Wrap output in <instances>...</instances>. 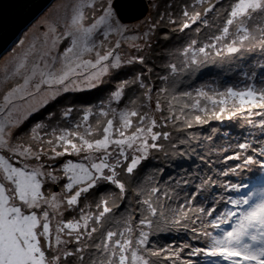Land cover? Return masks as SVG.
<instances>
[{
    "label": "snow or ice",
    "instance_id": "6c2138e0",
    "mask_svg": "<svg viewBox=\"0 0 264 264\" xmlns=\"http://www.w3.org/2000/svg\"><path fill=\"white\" fill-rule=\"evenodd\" d=\"M198 2L203 3L204 0ZM219 2H210L204 9V15L213 11ZM225 13L219 35H213L208 43L200 46H197L198 41L192 40L183 50L186 62L179 68L177 64H171L172 72L190 74L196 71L209 60L211 50H216V56L223 54L219 46L225 41L224 48L228 54L236 55L255 48L264 51V23H252L257 17L264 20V0H231ZM183 17L186 20L181 30L190 28L197 21L205 25L208 23L201 19L199 11H193L190 15L185 10ZM83 18V13L79 11L72 16L74 32L69 31L65 35L75 36V39L61 54L60 67H55L56 57H52L50 65H45L47 71L40 72L41 82L64 84L74 75H83L88 68L107 72L109 61L113 67L121 66V57L117 53L121 47L119 40L104 54H101L95 42L89 43L95 32L115 24L110 5L103 7L102 14L88 27L83 25ZM111 32L123 34L119 26L103 32L100 47L105 45ZM85 53H93L95 60L83 59ZM136 62L143 63V57L127 61L128 64ZM23 68L21 64L17 73ZM92 75L96 78L95 73ZM255 76V73L249 76L248 82L241 87L230 86L223 90L197 88L194 92H183L180 94L184 100L182 104L177 96H172V101L176 103H168V115L162 116L160 123L166 126L170 121L182 122L186 128H192L194 124L203 125L213 119L231 120L240 115L259 117L258 123L252 119L247 122L264 128V65H261L260 79ZM29 79L24 80L25 85ZM164 79L167 80V77ZM129 84H139L145 90L144 101L153 102L152 89L143 83L140 76L123 82L112 93L111 99L119 103L124 88ZM16 90L9 92L4 97L5 105L0 106V113H4V119L0 120V264H70V258L80 264H162V261L165 264H193L192 260L181 258L185 249H188L187 256H202L206 264H264V176L260 177L259 185L252 187L245 182L225 184L223 188L226 194L207 208L192 205L206 186L215 185L211 177L201 180L178 208H165V199H174L171 189L152 186L141 189L146 198L140 199L138 196L135 210L126 208L128 215L120 219L113 213L121 205L108 195L95 204L97 211L84 213L78 220L65 221L64 210L77 206L82 195L86 198V194L101 182L115 185L118 198L123 203L126 181L118 178V169L129 176L136 173L151 149L163 148L157 141L169 139L171 133L156 131L157 119L148 111L142 112L140 109L144 105H137V100L132 99L119 111L111 108V105L109 110L101 107L98 113L88 109L79 122L68 128H53L41 134L45 125L37 124L30 136L36 142L35 146L31 143H13L12 132L18 126V121L11 119L12 109L9 105L12 103L10 97ZM167 92V88H162L157 95ZM154 104L157 112L164 111L159 99ZM71 111L67 110L64 116H70ZM97 115L104 119L89 123V118ZM94 135L99 138H93ZM44 145L50 147L46 149ZM237 147L242 151L226 158L241 161L230 169L231 172L248 169L249 165H258L264 170V147L254 148L249 142L240 143ZM57 148L61 150L57 151ZM129 149L131 153L127 151ZM248 150L255 155H244L243 152ZM82 152L86 155L80 161L74 163L69 160L59 168L63 173L60 176L55 175L54 170H48L51 166L46 168L42 161V157L49 160L65 155L80 157ZM223 174L227 176L229 173ZM61 181H64L63 187L58 191L46 188L47 184L58 186ZM183 183L188 184L189 181L185 179ZM81 211L83 213V209ZM166 213L175 217L170 221L173 226L187 229L191 232L189 240L200 242L203 246L193 247L186 243L153 248L150 237L159 229L153 217L168 220ZM189 224L192 227L189 228ZM95 233H99L100 238L93 244H83L75 251L68 250L67 245L73 241L80 245L85 237L91 239ZM86 250L89 252L87 258Z\"/></svg>",
    "mask_w": 264,
    "mask_h": 264
},
{
    "label": "trees",
    "instance_id": "16d2710c",
    "mask_svg": "<svg viewBox=\"0 0 264 264\" xmlns=\"http://www.w3.org/2000/svg\"><path fill=\"white\" fill-rule=\"evenodd\" d=\"M160 1L162 4L171 3L169 0ZM171 1L178 2V4L182 3L183 8L188 6L189 9L195 11L193 9V6H195L193 0ZM212 1L213 0H207L203 7H207L209 2ZM222 1L223 5L219 3L214 12H209L211 18L214 19V16L216 17L218 12L220 17H223L226 14L225 9L228 8V4L231 3V0ZM166 6L167 5H164L162 9L164 14H159L163 24L167 22L170 23L169 21L172 17L176 18L179 16L178 13H175V16H172L173 13L170 12L173 10H168ZM202 9V11H204L205 8ZM175 12H177V10ZM220 19L223 20L222 18ZM259 20H261V18L257 17L252 23L259 22ZM221 23L213 26L214 35H219V29L223 26L222 21ZM261 23H264V21ZM182 24L183 23L179 22L175 26L177 29L174 33L170 32V29L166 27L164 35L169 36L167 39H163L162 36L164 35L161 36L160 34H156V40L147 52H144L142 55L143 63L136 62L137 64H133L132 67L127 69L128 72L125 73H123V69L117 70V72L110 75V82L105 80V83L86 90L78 97H75L76 94L71 92L66 94V96H74V98H72V101L75 100L74 110L92 104L98 108L96 105L97 100L102 97L101 101L104 100L113 91V87H115L114 85H116L118 81H131L137 76L141 77V80L146 86L152 87L151 95L154 97V100H160L162 108L164 109V111L161 112V116L168 115V103L172 101V96H177L180 103V100H183L180 97L181 93L186 91L194 92L197 88H202V86L207 83V78H209V76L215 77V80L211 83L212 86L206 89L213 90H223L230 86L241 87L248 82L249 76L253 73L256 74V79H260L258 74L260 73L261 65H264V51L259 48L236 55L224 52L221 56H216V50L213 49L211 50L212 55L209 60L201 65L196 71H193L190 74L187 72H172L170 70L171 64L175 63L179 68L184 62H186L183 58V50L192 40L198 41L197 46L208 43L207 41H204L206 39L204 38L206 30L204 28L205 25L199 29V26L202 25L201 21L192 24L190 28L181 30ZM209 26H211V24H209ZM161 29L163 30L162 25H160V31ZM197 29H199V31H197ZM165 43L167 45L173 43L172 45L176 47L173 49L167 48ZM224 44L225 43H222L219 46L221 50L224 47ZM257 51L260 52L256 56L253 53ZM243 58L253 59L257 64ZM235 61L239 64L238 68L234 67V69L227 70L226 65L234 63ZM227 72H229V74ZM246 72L248 75H245ZM195 73H198L197 76H199V80L196 81L193 79L192 81L185 82L184 79L196 77ZM238 73L240 74L237 76ZM164 77H167V80H165ZM133 85L135 84H130L125 87V94L121 100V103L125 104V106L128 104L129 100H137V98L139 99L141 96L142 92L130 96L131 87L134 89L140 88L139 84H136L137 86ZM162 88H167L168 92L164 95L158 96L157 93ZM66 96L60 97L53 103H50L45 111L54 112L57 108L56 106L51 105L54 103L61 102L64 106L67 102H62V99H67ZM143 96L144 93H142L140 102L144 105L142 111H146L147 102L144 101ZM172 102L176 103L175 101ZM244 117L245 116L238 115L231 120L227 118L223 120L213 119L203 125L194 124L192 128H186L182 122L173 123L170 121L166 126L163 125V128H160V131L171 133L169 139H161L157 142L162 144L163 148L160 150L151 149L152 154H150V157L142 162L136 173L133 175L129 176L124 172L121 173L122 170L119 173L118 178L126 181L127 191L123 203L119 198L116 201L121 207L116 209L115 212L118 211L121 212V214L123 213L122 217L127 216L128 213L125 209L132 208L134 211L138 196L140 199L146 198L145 192L141 191V189L146 190L152 186L171 189L174 199H165V208L169 206L171 208H178L179 205L184 202L185 197L192 194L193 188L198 186L201 180L206 177H211L212 180L216 182L215 185L209 184L206 186L200 194L196 196L192 205L193 207L207 208L214 200H217L220 196L226 194L223 186L227 183L245 182L248 183L250 187L253 185H259L261 183L260 177L264 176V170L260 169L258 165H249L248 169H238L233 173L230 169L236 167L241 161L226 159L227 157L223 155L227 153V156L229 157L237 151H242L237 149V145L244 143V138L246 136L243 127L246 126L247 122ZM160 118L161 117L159 116V120ZM262 130H264V128L253 130L249 135L247 142L257 145V141H259V138L261 137L260 134L264 133ZM255 137H257V139H255ZM261 140L262 141L259 143L264 145V137H261ZM243 154L255 155L251 150L243 152ZM225 172H228L229 174L225 176L223 174ZM197 177L200 179H197ZM185 179L189 181L188 184L183 183ZM177 180L180 181L179 184L176 183ZM107 185L109 186L110 184L108 183ZM100 193V191L97 192L96 190L93 196L90 197V201H95L93 203L94 206L99 202L101 197H107L109 194L108 192L104 194ZM232 195H235V193H232ZM111 196L114 199L115 194ZM141 207H143V205H141ZM166 215L169 216L168 220H158L153 217V220L157 221L159 224V229L150 237L152 247L156 248L158 245L160 247H167L169 245H182L186 243L192 244L193 247L203 246L200 242L189 240L191 232L180 226H173L170 221L174 220L175 217L170 216L168 213H166ZM188 227L190 228L192 225L189 224ZM85 243H89V241H85ZM187 251L188 249H185L184 252L181 253V258L183 260H192L193 264H206L204 257L187 256ZM85 252L86 254L89 253L88 251ZM78 262L79 261L74 258H70V264H79ZM162 264H165V262L163 263L162 261Z\"/></svg>",
    "mask_w": 264,
    "mask_h": 264
},
{
    "label": "rangeland",
    "instance_id": "374dc122",
    "mask_svg": "<svg viewBox=\"0 0 264 264\" xmlns=\"http://www.w3.org/2000/svg\"><path fill=\"white\" fill-rule=\"evenodd\" d=\"M169 1L172 3V6L171 3L162 4L160 0H148L149 8L143 16L132 22H122L119 20L117 13L112 6L113 0H94V5H93V0H54L50 4V6L46 8L38 18H36L25 30H23L20 33V35L17 37L14 43L0 57V106L5 105L6 103L4 97L8 95L9 92H12L13 89H17L10 97L12 103L11 105H9V107L12 109L11 119H13L14 121H18V126L15 127L12 132L13 143H23V144L31 143L35 146L36 142L31 140L30 136L32 133V129L37 124L45 125V128L41 129V134H43L44 132H50L51 129L53 128L60 129V128L70 127L72 124L79 122L80 118L88 109H92L93 113H98L101 107H103L105 110H109V105H111V108H114L117 111L123 109L125 107V104L121 103L122 99L120 100L119 103H116L111 99L112 93L115 92L117 88L123 83L121 81H118L116 85H114L115 87L110 86L113 87L114 89L104 100L101 101L103 97L97 100L96 105L98 108H96V106L92 104L89 106L85 105L81 108H77L76 110H74L75 100L72 101V98H74V96L71 95L66 96V94L71 92L73 94H76L75 97H78L81 94H83V92H85L86 90L92 89L94 86H98L105 83V80L110 82L111 80L109 79L110 75H112L114 72H117V70L123 69V73L128 72L127 69L132 67L133 64H137V63H133L129 65L127 61L134 57H140L144 54V52H147V50L156 40V34H160L161 36L164 35V31H166V27L170 29V32L174 33V31L177 29V27L175 26L179 22L184 23L186 20V18L183 17V12L187 10L191 15L193 13V10L189 9L188 6L183 8L182 3L178 4V2H173L171 0ZM193 2H195V6H193L194 7L193 9L195 11L200 10L202 14L201 19L208 21L207 25L202 23V25L199 26V29L201 27H204L205 25L204 28L206 30H205L204 38L206 39L204 41L209 42V39L214 35L213 26L220 24L221 21L223 22V20L220 19L222 17L219 16L220 15L219 12L216 17L214 16V19L210 17L209 15L210 13H208L206 16L204 15V11H202L203 10L202 8H206L203 7V5L205 2H207V0H204L203 3L198 2V0H193ZM215 2L216 0H213L211 3H215ZM219 3L223 5L222 0H220ZM106 5H110L111 7L115 24H109L108 27L101 29L99 32H95L92 35L91 41H89V43L91 44L92 42H95L98 46V50L101 52V54H104L106 50H111L114 46V43L117 40H119L121 47L117 50V53L121 57V66L118 68L113 67L111 66V61H109L108 62L109 68L107 72H101L99 68H88L87 70L83 71V75H74L70 78V80L65 81L64 84H48L41 82L42 78L40 76V72L42 70L47 71L45 65L46 64L50 65L52 61V57H56L57 62L55 67L57 68L60 67L59 58L61 57V54L65 51L67 47L71 45L72 40L75 39V36L67 37L65 35L69 31L74 32V29L71 27L72 16L77 11L82 12L84 17L82 23L85 27H88L93 23L95 18L99 17V15L102 14V8L105 7ZM164 5H167L166 8L168 10L170 11L173 10L170 12L173 13L172 16H175L174 15L175 13H178L179 16L176 18L172 17L171 20L169 21L170 23L167 22L163 24L161 18L159 17V14L163 13L162 9ZM174 10L175 11L177 10V12H175ZM214 11L215 9L211 12ZM263 21L264 20H259V22H263ZM209 24H211V26H209ZM160 25H162L163 28V30L161 29V31H160ZM117 26H119L122 29L123 34L121 35L116 32H111L108 36V40L105 42V45L103 47H100L99 41L103 39L102 33L105 31H110L112 27H117ZM53 29H55L54 32L52 31ZM133 37L135 39H132ZM162 37L163 39H167L169 36L164 35ZM54 41L55 44L53 43ZM223 43H226V41ZM133 44L136 45L135 48L132 47ZM172 44L167 45L165 43V46L167 48L173 49L176 46H173ZM81 47H83L82 44ZM95 50L96 49H94V51ZM222 51L223 53L227 52L224 47L222 48ZM259 52L260 51H257L254 52L253 54L257 56ZM183 58L185 60L184 56ZM83 59L94 61L95 56L93 53H85ZM243 59L256 63L255 60L253 59H248V58H243ZM21 64L24 65V68L21 69L19 73H17V69ZM238 65L239 64L235 61L234 63L227 64L226 68L227 70H230V69H234V67L238 68ZM34 71H35V75H33ZM77 71L80 72L81 69H77ZM93 73H95L96 78H93L92 75ZM227 73L229 74V72ZM239 74L240 73H238L237 76ZM245 74H247V72ZM197 75L198 73H195L196 77H189L188 79H184V80L185 82L192 81L193 79L197 81L199 80V76ZM26 78H30L29 83L27 85L24 84V80ZM214 80L215 77L209 76V78H207V83H205V85L202 86V88L211 87L212 86L211 83ZM18 86H22V87L18 88ZM133 86H137V85L135 84ZM150 88L152 89V87ZM144 91L145 90L142 88L134 89L133 87H131L130 96L136 93L139 94L141 92L144 93ZM142 93L140 98L137 99V105H142V102H140ZM124 94H125V88H124ZM64 96L67 97V99L64 98L62 99V102H67L64 106L63 104H61V102L56 104L55 103L51 104L53 106H56L57 107L56 110L58 111L56 110L54 112L45 111L46 107H48L50 103H53L58 98ZM154 101L155 100L153 97V102L146 103V107H147L146 111H148L151 115H153L157 119L158 126L155 130L160 131V128H163V125H161L160 123L159 116L160 117L162 116H161V112H157L155 110ZM183 102H184L183 100H180V103ZM69 109L72 110L71 115L65 117L64 113ZM140 110L142 111V108ZM108 118H111V116H109ZM3 119H4V113H0V120ZM95 119L103 120L104 118L99 117L98 115L95 117H90L89 123L94 124ZM244 119L246 120V122L248 121V119H252L258 123L260 118L244 117ZM115 124L116 121H114V125ZM243 128L246 134L244 138V142H247L251 132L253 130L258 129L259 127H256L255 124H249L247 122L246 126ZM262 131L264 132V130ZM260 135L261 137H264V135L262 134ZM261 137L259 138V141H257L258 142L257 145L252 144L254 148L258 146L264 147V145L259 143L262 141ZM93 138H99V137L94 135ZM255 139H257V137H255ZM44 147L47 149L50 146L44 145ZM56 150L60 151L61 149L57 148ZM127 151L131 153L130 149ZM150 154H152L151 150L149 152L148 157H150ZM5 155L7 154L5 153ZM49 155H51V152H49ZM85 155L86 153L82 152L80 157H77L75 155H65L62 157H57L54 160H49L47 157H42V161L46 165V168L48 165L51 166V169L48 170H54V174L60 176L63 175V173L59 171V168L65 162L69 160L74 163L78 162ZM223 155L225 157H228L227 153ZM30 163H35V161H30ZM118 172L120 173L121 169H118ZM121 173H123V171ZM63 183L64 181H61L58 186L53 184H47L46 188L50 187L52 191H58L59 188L63 187ZM107 184L108 182H101L100 184H98L96 188L90 190L91 193L86 194V198L85 196L82 195V197L80 198V203L77 206L69 210H64L63 219L65 221L73 220V219L78 220L80 219L81 215L84 213L97 211L95 206L93 205L95 201L93 200L90 201V197L93 196L96 190L97 192L100 191L101 192L100 194H104L106 192H108L111 195L115 194L114 200L115 203L118 204V202L116 201L118 200L119 193L116 189V186L110 183H109L110 185L108 186ZM82 209H83V213L81 211ZM113 215L116 216L117 219H120L123 216V213L121 214V212L117 211L114 212ZM133 226H135V222H133ZM99 238H100V234L95 233L93 234V237L91 239L85 237L82 244L77 245L73 241L72 243L67 245V247L68 250L75 251L76 247L78 246L83 247V244L91 245L94 242H96ZM85 241H89V243H85ZM159 247H160L159 245L156 246V248ZM88 254H86L85 252L86 258ZM78 263L80 264V262Z\"/></svg>",
    "mask_w": 264,
    "mask_h": 264
},
{
    "label": "water",
    "instance_id": "95a60500",
    "mask_svg": "<svg viewBox=\"0 0 264 264\" xmlns=\"http://www.w3.org/2000/svg\"><path fill=\"white\" fill-rule=\"evenodd\" d=\"M54 0H0V57ZM112 6L122 22H132L149 8L148 0H113Z\"/></svg>",
    "mask_w": 264,
    "mask_h": 264
}]
</instances>
